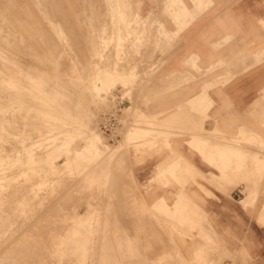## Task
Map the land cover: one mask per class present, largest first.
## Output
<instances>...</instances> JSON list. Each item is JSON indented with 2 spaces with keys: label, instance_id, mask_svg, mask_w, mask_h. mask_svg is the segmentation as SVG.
Here are the masks:
<instances>
[{
  "label": "rangeland",
  "instance_id": "rangeland-1",
  "mask_svg": "<svg viewBox=\"0 0 264 264\" xmlns=\"http://www.w3.org/2000/svg\"><path fill=\"white\" fill-rule=\"evenodd\" d=\"M95 2H96V0H34V1L33 0H0V34H3V33L5 34L6 31L11 33V34H9L8 37H6V40L3 41V43H1V46H0V80L8 79V81L17 82V84L21 87V91L18 95V98L21 101V103L23 102L21 110L18 113L19 119H17V125L14 129V132L17 134V137H18L17 150H18L19 159L16 163H14L10 160L7 161L6 162L7 163V166H6L7 169L4 171V173H2V174L0 173V184L2 187V188L0 187V189L2 191L4 190L7 192V193H5L3 191V193H2V191L0 190V198L3 199V200H0V204H1V202L4 201L3 204L0 205L1 206L0 207L1 208L0 214L3 215L4 214L3 211L8 210L7 212H5V215H4V217H6L5 218L6 221L2 215L1 216H2L3 220H1L2 218H0V229H1V227L3 228L2 231L0 230V233H1L0 238L3 239L2 235L4 237L6 235V238H4L3 240L0 239V242L2 241L1 245L8 246L9 243L11 245L12 242H14L15 240L17 241V242L15 241V243H13V245H11L12 247H9L10 250L7 249L8 248L7 247L6 248L7 251L5 250V247H3V246L1 247V245H0V249L4 248L3 249L4 254L1 253V255L2 254L3 255L2 256L0 255L1 256L0 257L1 258L0 259L1 264H13V262H14V264H28V262H29V264H31V261H33V260L34 261L32 262V264H39V262H40V264H44V262H45V264H57L60 261H62L61 258H63V257H64L63 261L66 260L65 261L66 263H64V264H71L72 262H73L72 264H74L75 261H73V259L76 257L77 259H75V260L77 261L78 258L79 257L82 258L83 257L82 255H84V254H85L83 257L84 259L82 261L79 258V260H78L79 264H85V261H86V264H91V260H93L92 262L94 264H102V263L103 264H117V259H118V264H166V263H168L169 260H172V259L175 262L170 261V263H168V264H172V262H174L173 264H176V263L179 264V262H180V264H187V263L188 264H190V263L191 264H264L263 261H260V258L262 256H264V245L263 246L261 245V241L258 240V234H256L255 231L251 228L252 224L257 225L258 227H264V174H263L264 173V166L262 163V161L264 159V119H258V121H256L254 119V120H252V122L249 121L250 123L249 122L247 123V127L244 130L241 129V131L238 133L237 137L220 135V134H214V136H213L215 138L218 137L215 139L218 142L223 141L224 144H229V146H231V147H234V148L239 147L240 148V149L236 148L235 155L228 160V162L226 164V166L228 167V168L226 167L227 172H226V174L224 172V176L222 178H220L221 183H219V186H216V188L218 190H220L222 194H227L228 191L233 190V188L239 186L240 187V198H237L235 200V202H233V203H234V205L240 207L245 212V216L247 218L245 220V222L243 220H240L242 238L240 237V244L239 245L234 246V245H229V244H220V243H218L219 242L218 239H216L214 237L212 238V236L209 235L208 231L206 230V228L209 229V225L207 222L208 216L205 213L200 211L201 206L206 204V201L208 198L207 193L206 194L204 193L203 197L199 196L198 194H195L194 192H191V194L188 193V192H190V186H192L194 184V179H193L194 175H192V174H190V176L192 177V178L190 177L191 183L180 181L179 177L182 174V172H180V169L182 170V168H181V166H179L177 169V165H176V163L178 161H182L180 156L178 157L176 162L169 163L168 167L163 169V171H165V172L162 171V177L168 179V182H165V186H168V185L178 186V188H179V196L178 197H176L175 199L153 197L152 194H155V192L153 191V193H152V191L150 190V183L148 182L146 186H144V184L142 183V165L144 163V157L146 155H147V157H151L154 155L159 156L163 152V150L159 149V148L151 149L150 147H148V149H145L146 144L144 142V139L149 138L150 136L154 137L153 136L154 133L152 131H150L148 133V135L146 137H144L142 144H138V141L133 137H131L129 139V134L134 130V125L139 124V126H142V124H143L142 120L145 119V117L143 115L144 112L142 111L143 105H144V102H143V99H144L143 98L144 74H142V73L138 74V71L136 69H134V68L129 69L126 67L128 65L127 64L128 61L131 60L132 57H134V55H132V54L131 55L129 54V56H128V54H126L129 57V60H128L127 56L124 55V53L122 54V49L125 48L124 44L126 46L128 44H130L129 43L130 41H128V44L126 43L127 40L125 43L123 42V41H125L124 40L125 36H126V39L128 38L127 34L125 36H121L122 40L118 39V38H120V37H118V35L116 36V38H114L115 40L114 39L113 40L107 39V37L109 38V35L112 33L114 28L116 26H118V24L122 23V20L125 21V19L129 18V17H127V18H125V17L130 12L127 11L128 6L124 5V7H123L122 3L119 2V0H110V1L109 0H103V2H104L103 5H97V4H95ZM117 4H120L121 6L120 5L118 6ZM42 7H43L44 11H40V10H42L41 9ZM118 7H122V9H124L126 12L124 10H122L121 8H118ZM111 8H112V11H111ZM108 9H110V10L107 11ZM118 10H122V11H118ZM110 11L113 13H111ZM123 12L127 13L126 16H123L125 14ZM102 13H104V14H102ZM114 14L117 18L115 24L112 23L116 19L115 16L113 17ZM121 14H123L122 15L123 17L120 16ZM7 16H8V19L10 21L7 19ZM12 20L15 22H13ZM17 21L22 22L24 26L26 24V26H28V29L31 28V30H28L26 26L24 27L23 25H21L22 23L17 22ZM126 21L130 22L131 24L134 23L131 20V17H130V19H128ZM83 24L85 27L83 26ZM54 26H57V27H54ZM88 26L90 27L89 29H91V32L88 31L89 30ZM18 27H19V30H21L22 32L24 31L23 32L24 34L21 31H20L21 33L18 31ZM106 27H107V29H110V30H107ZM85 28L88 30H86ZM62 29H63V32H62ZM86 31H88V32H86ZM92 31H94L93 34H91ZM126 31H127V29L124 32H126ZM29 32H30V34H29ZM13 33H14V35H13ZM27 35H29V36H27ZM31 35H33V36L31 37ZM93 35H96V36L93 37ZM103 36L105 38H102ZM34 38L35 39L37 38V39L34 40ZM61 38H63V39H61ZM65 39L67 40L66 43H65V41H66ZM103 39H104V41H107V43L103 42ZM120 40H121L120 45H123V46H122V48L120 47L121 49L118 50V52H117L114 48H112V46H113L114 41L119 42ZM128 40H130V39L128 38ZM35 41H37L39 44H37ZM131 42H132V39H131ZM69 43H70V45H69ZM71 45H72V47H70ZM102 45H104L105 47ZM109 45H110V48H109ZM130 45H132V43ZM5 47L6 48L8 47V49L6 50ZM107 49L109 51H107ZM36 50H38V51H36ZM67 50H69V51H67ZM105 50H106V54H104ZM113 50H115L116 53H114L113 57H111L110 54H113V53H111ZM13 51L15 52V54H13L14 53ZM11 52H13V53H11ZM94 52H95V54H93ZM99 52H100V54H99ZM69 53L73 55V56L71 55L72 58H71ZM6 54L9 56H7ZM87 54L91 55L92 58L89 56V59H88ZM118 54H120V55H118ZM93 55H95L94 56L95 59L93 58ZM108 56H110L109 60H112L111 63L107 58ZM20 57H21V59L22 58L23 59L21 60ZM122 57H124V58H122ZM125 58H126V61H125ZM96 59H98V60L96 61ZM89 60H91V61L89 62ZM94 60L96 62H94ZM113 61H114V63H113ZM122 61H125V63H123ZM142 61H143V58L141 57V60L139 59V63L143 64ZM108 62H109V64H107ZM116 62H118V64L119 63L120 64L118 65V64H116ZM18 63H20V64L18 65ZM101 63H102V65H101ZM113 64H115V65H113ZM11 65H12V67H11ZM116 65L120 66L121 68L116 69V67H118ZM74 66H75V68H74ZM101 66H102V68H101ZM112 67H115V68H112ZM106 69L110 70V71H107ZM77 70H78V72H77ZM117 70H120V71L117 72ZM6 71H7V73H6ZM15 71H19V72L14 73ZM41 71H43L45 73V77L41 76V75H44V73ZM51 72H52L53 76H52ZM152 72L153 71H151V73ZM47 74H48V76H47ZM15 75H16V77H15ZM146 76H147V78L149 77V71L147 72ZM51 77H52V79H51ZM140 77L142 78V80L141 79L139 80ZM109 78L114 79L115 84L113 86H111L108 91L101 90L100 92H96L94 90V87H96V86L102 87V84L104 82H106ZM39 79L44 80V82L46 81L45 84L43 83L44 84L42 86L43 89L44 88H50V87L54 86L53 87L54 89H52V90H54V92H55V101H54L53 108L51 107L52 109H54V111H52L51 114H53V116L51 118H49V121L47 123L39 118L40 114H42L43 111L45 110V108L43 107L45 104H43L41 100L36 98V96H34V98H32L33 96L31 97V95H29L27 93L29 87H32L33 82H35ZM49 79H51L50 81L53 84L49 82ZM21 80H23V81H21ZM55 86H56V88H55ZM64 86H66L67 88ZM132 86H133V88H132ZM58 87H59V89H58ZM64 91L66 92L65 93L66 95L64 94ZM60 93L64 94V96L62 95L63 96L62 97ZM115 93H117V94L121 95L122 97H124L125 99H127L128 103L125 105V108L123 109L122 114L120 116L121 124H122V127L120 129V139L116 143H111L100 133L98 126H99V121L102 118V116L105 113L110 112L111 103H110L109 98L114 96ZM71 98H73L74 101H70V100H72ZM59 103H61V104H59ZM57 105L63 106L62 107L63 109L59 110ZM147 105H148V100H147ZM71 106H72V109H71ZM130 107H132V108H130ZM78 110H84L86 112L84 115H82V117L85 118L84 129L95 127L94 129L100 135L104 144H106L107 146L113 147V148L120 147L117 155L112 158V161L110 159L111 162H109V159H107L106 157L91 160V159H85L84 157L82 158L80 156H77L79 151L83 148L84 140L82 139L81 136H79L78 132L75 131L76 129H75L74 123H68L66 126H63V125L57 124V122H59L60 119H63L65 113L72 114V115L76 114V115L81 116L79 113H77ZM94 117H96L97 119H95ZM29 118H30V120H29ZM146 120L148 121L147 118H146ZM28 122H30L31 124ZM38 123H39V125H38ZM18 124H19V126H18ZM125 124L127 127L125 126ZM44 125H46V126H44ZM151 127H154V123ZM64 130L69 133L68 137L70 138L67 146H65V150L69 149L72 151L68 154H65L64 151L63 152L57 151V149L55 148L56 145H58L59 143L62 142V135L60 133H61V131H64ZM33 131H34V133H33ZM123 132H124V134H123ZM244 132H245V134H244ZM38 136H40V137L38 138ZM47 136H50V137H48V139L46 140ZM157 136H159V135H157ZM256 142H257V144L255 145ZM32 143L33 144L35 143V144L31 147L30 144H32ZM248 143H250L251 145ZM27 144H28V146H27ZM8 145H10L12 147L11 143ZM260 146H262V148ZM215 150L217 151V149H215ZM248 150H249L251 155H249ZM46 151H48V153H49V159L50 160L49 159L46 160L44 158V154ZM255 152H258V153H255ZM28 153H31L33 158H35V159H33V158L28 159L27 158ZM55 154L57 156H55ZM60 154H61V156H60ZM245 154H246V156H245ZM258 154L259 155L261 154V157ZM68 155L69 156L72 155L71 157H73L75 159L73 160L70 158L71 159V161H70V159L68 158V161H66L67 157H69ZM201 158H202V160L206 161V163L214 162V161H211V158L205 159V157H203V156H201ZM246 158H247V160H246ZM260 158H262V159H260ZM53 159H55L56 161ZM248 159L250 160V163L247 162V161H249ZM64 160L66 161V163ZM48 161H50V162H48ZM53 161H54V163H53ZM105 161H107V162L105 163ZM69 162H71L72 165ZM102 162H103V166L100 165ZM246 162H247V164H249L248 167H245V166H247L245 164ZM47 163H50V164H47ZM81 163H83L82 167L79 168V166H81V165H78V164H81ZM231 163H232V165H231ZM243 163H244V166H243ZM55 164H57V166ZM62 164L64 165L65 168L62 166ZM87 164L89 166L85 168V166ZM96 164L97 165L99 164L101 166V168H99L101 170L100 173H98L100 170L99 169H98L99 171L97 170L99 165L97 166ZM173 164L176 166H174ZM238 164H240L243 167H241ZM43 166L46 168H44ZM50 166H52V167H50ZM60 166L63 167V168L61 167L62 169L61 168L60 169L61 170L64 169L65 172L64 171L62 172L59 169ZM73 166H78V168L77 167H74L75 169L71 168ZM83 166H84V168H83ZM94 166L97 168H95ZM104 166H105V168H104ZM106 166H107V168H106ZM231 166L235 169H233ZM42 167L44 169H42ZM53 167L56 169H59L62 173L60 171H58L59 173H57L56 169L55 170L52 169ZM244 167L250 171H252V169H253L252 176L250 174V171H248V170H247V173L244 172V175H243L242 171H246ZM251 167H252V169H251ZM39 168H40V172H39ZM93 168L95 169L94 170L95 173L93 171ZM102 168L105 170H103ZM168 168H169V170H168ZM34 169H36V171H34ZM228 169L230 170V172L231 171L232 172L237 171V172L236 173L234 172L232 174V172L231 173L228 172ZM238 169H240V170H238ZM242 169H244V170H242ZM37 171L39 173H37ZM256 171L258 172L257 175H259V176L254 174V173H256ZM260 171H261V173H260ZM106 172H107V175H106ZM178 172H179V174H178ZM239 172H241L240 176L237 174ZM25 173H27V174H25ZM63 173H65V174H63ZM228 173H230V175H232V177H229L230 175ZM248 173H249V175H248ZM47 174H48V176H47ZM98 174L99 175L101 174V176H103V177L99 176ZM103 174L106 175V177ZM175 174H176V176H175ZM236 174L238 175L237 177H236ZM26 175H29V176H26ZM65 175L67 176L66 178H68V179H65V177H63ZM45 176H46V179L48 178L47 180H45ZM49 176L53 177L52 179H54V177H55V179H56V180L54 179L55 183L61 181L59 183L61 185L63 184L64 187L62 186L63 188L62 187L59 188L61 185L59 184V186H58L57 185L58 183L56 184L57 186L56 185L54 186L55 183L54 184L51 183L54 180L52 181V179H50ZM56 176L57 177L61 176L60 179H62V177H63V179H62L63 182L59 178H56ZM69 176H70V178L71 177L73 178L72 180L70 179V181H69ZM28 177H30L31 179ZM16 178H17V180H16ZM81 178H83V180H81ZM84 178H87V179L85 180ZM103 178H105V179L103 180ZM226 178H228L227 181H226ZM4 179H5V181H4ZM11 179L15 180V181L12 182ZM32 179H34L35 181ZM18 180H20V181H18ZM25 180H26V182H25ZM28 180H29V184H28ZM31 180L34 184L30 182ZM48 180H51V182L50 181L49 182L51 185H53V187L50 186V184L48 183ZM88 180H89V182L91 181L90 186L89 185L87 186V184H89ZM16 181H17V183H16ZM40 181H42V182L40 183ZM64 181H66V182L64 183ZM71 181H73V182H71ZM83 181L86 182V184L85 183L82 184V188L84 185V188L82 189L80 185H81V182L83 183ZM104 181L106 184L103 183ZM3 182H5V183H3ZM18 182L22 184V185L20 184L21 185L20 187L18 186L19 185ZM6 183H7V186H6ZM11 183H14V184H11ZM15 183L17 185H15ZM43 183H45V184L43 185ZM67 183H69V184H67ZM75 183H76V185H75ZM45 185H47V186H45ZM68 186H71V187L69 188ZM77 186H78V188H77ZM4 187H6V189ZM41 187H43V190L41 189ZM54 187H55V192H56V190L58 191V189H59V192L56 194L52 190V188H54ZM44 188H45V190H44ZM86 188H87V190L92 189L94 191L93 195L91 193L92 190L88 191V193L90 192V194L92 196V200L90 198L91 197L90 194H88L86 192L87 191ZM198 188L199 189L201 188L202 190L207 192L202 186H199ZM46 189H48V190H46ZM60 190H61V192H60ZM80 190H81V192H79ZM44 191L46 192V195L50 191L51 192L46 196L44 194ZM97 191H98V193H97ZM78 192L80 193V195H82V194L83 195L87 194V195H85V196L82 195L84 198L80 199V197H78L79 196ZM52 193H54L55 195L58 194V196H55L56 203L53 202L52 199H49L50 196L52 198H54V195ZM95 193H96V195H95ZM22 194H23V198H21ZM186 194H188V195H186ZM3 195H5V196L3 197ZM25 195L27 196V197H25L26 199H24ZM33 195H34V197H33ZM72 195H73V197H72ZM36 196L41 198L42 200H39V198H37ZM76 196L78 197V199ZM97 196H98V198H97ZM28 197H30L31 199L34 198L33 199L34 204H33V200H32V203H29V202H31L30 201L31 199H29ZM57 197H59L58 198L59 200L57 199ZM70 197H72L73 199ZM181 197H182V199H181ZM27 198L29 199V201L27 200ZM43 198H45V199H43ZM46 198L49 199V201L51 200V202L53 204L55 203V205H53L49 201H48V203L52 204L53 206L49 205L47 203V201L43 202V200H46ZM177 198H178V200H177ZM12 199L13 200L15 199V201L20 200L21 204H23V205L21 206V204L19 203L20 201H18V204H17V201L16 202L14 201L15 203L12 202L13 201ZM21 199H23V200H21ZM35 199H37L38 201H36ZM79 199L81 200L80 203H82V205L78 204V207H77V206H75L74 202L72 203V200L75 201V200H79ZM88 199H90L89 201H91L93 203L90 202V205H89ZM102 199H103V203H101ZM188 200H189L190 204H188L189 203ZM57 201L58 202L60 201V202L58 203ZM177 201H179V203H177ZM8 202L9 203L12 202V204H7ZM24 202H27V204L26 203L24 204ZM36 202L38 203V205ZM75 202H77V201H75ZM4 203H6V204H4ZM43 203H46V204H43ZM71 203L73 204L72 206L74 208L71 206ZM77 203H79V202H77ZM28 204H30L29 206L34 205L32 207V209H30L31 207H29ZM44 205L46 207V211H48L47 213L45 211V207H43ZM48 205L51 207H54L53 210L48 208ZM24 206L25 207L27 206V207L25 208ZM14 207H16L15 211H13ZM58 207H60V208H58ZM66 207H68L67 209H71V210H69L70 212L67 209H65ZM75 207L78 208L77 213L80 215H78L77 213H75V214L72 213V212L76 211V210H74V209H76ZM180 207H182V208H180ZM2 208H4V209H2ZM27 208H28V210L29 209L33 210V212H35L37 209H39L40 212L38 210H37V212H39L40 214L39 213L37 214V212H35L36 213L35 214L30 210L28 212ZM35 208H36V210H34ZM85 208H86V210H85ZM195 208H196L195 211L200 213L198 216L196 215L198 213H196L194 211ZM47 209H50L51 214H50L49 210H47ZM55 209L57 211L56 212L57 214L55 212L53 213V211ZM88 209H91V211ZM25 210L27 211V213H29V215L26 213ZM41 210L42 211L44 210L43 211L44 213L41 212ZM72 210H74V211H72ZM83 210H85V214L82 212ZM100 210H101V218L99 220ZM182 210H183V212L184 211L185 212L183 213ZM11 211H13V212L10 213ZM20 211L23 213L21 214ZM64 211H66V212H64ZM67 211L69 214L71 213L70 215L72 217H70L68 215ZM86 211H88V213ZM106 211H107V214H106ZM192 211H194V212H192ZM8 212L10 214H8ZM24 212L27 215V217L29 216L28 217L29 220L27 217L25 218ZM159 212H160V214H159ZM181 212H182V214H181ZM188 212L191 215L190 217H189ZM45 213L48 215V216L46 215L47 218L51 217L54 219L57 217V219H54V221L51 218L48 219L51 222L50 223L44 217L47 220V222L44 223L45 220H44L43 216ZM7 214L9 216H6ZM15 214L18 215L17 217L20 218L19 220H21L23 215H24L23 220L25 218L28 221V223L26 222V220H24V221L21 220L24 225L22 223H20L21 221H19L18 218H16ZM19 214H21L22 217H21V215L19 216ZM32 214H34V215H32ZM41 214H42L43 219L41 217H39V216H41ZM49 214L51 216H49ZM63 214L65 215V218L69 217V219L64 218L66 222L65 221L63 222V220H64L62 218L64 216ZM81 214H84V216H82ZM164 214H166V215H164ZM193 214H194V217H192ZM37 215H39V216H37ZM176 215L178 218L177 217L175 218L176 220H174V221L175 222L177 221L175 223L173 221V219ZM195 215L197 216V218ZM74 216H78L79 219L77 217L74 218ZM80 216L83 219L86 216L85 217L86 220L83 221V219H81ZM12 217L13 218L15 217L14 218L15 221H19L20 224H18V226L19 225L21 226L20 229L17 225L16 226L14 225V223L17 224L18 222L17 223L13 222L14 220L11 221ZM35 217H39L40 219L44 220V221L40 220L41 230L43 232H36V231H41V230H39L40 228H37L40 224V222L39 223L37 222L39 220V218H37L38 220L34 219V221H33V218H35ZM171 217H173V218H171ZM30 218H32V219H30ZM70 218H71V221H70ZM73 218L78 220V222L76 220L77 224H75V222L72 223ZM179 218L182 219V220L180 219V224L178 221ZM192 218H194V220H190ZM55 220H57V221H55ZM1 221L2 222L5 221L6 223L4 222V224H3V223H1ZM10 221L13 222V224L10 223L9 228H8V224ZM30 221H31V223H30ZM67 221L70 223H68ZM181 221H183V222H181ZM32 222L33 223L36 222L38 224L35 223L36 225H34ZM54 222H57V223H55L56 227H54L55 226ZM43 223L45 224V226ZM78 223H80V225H78ZM199 223H201V225H203V226H201ZM42 224L45 228L42 226ZM57 224H58V227H57ZM69 224H70V226H69ZM187 224H188V226H187ZM6 225H7V227H6ZM26 225H28V226L25 227ZM29 225L32 226L33 228L35 227L33 229L35 231H32L31 227L28 228ZM75 225H76V227H74ZM13 226H14V230H13ZM22 226H24L26 229L28 228V230L30 229L29 230L30 232L25 229L30 234L25 232L26 236H25V233H24V235H21V234H23V232H22L20 235H18L21 231V228L24 229V227H22ZM82 227L85 230H83ZM201 227L203 229H201ZM204 227H205V229H204ZM6 228H8L9 231ZM11 228H12V230H11ZM17 228H18V231H16V232H19V233L16 234L15 230ZM36 228L38 230H36ZM42 228H44V229H42ZM54 228H58V230L54 229ZM70 228H77V230L79 229L80 233H78V235L80 234V237H78L77 234L75 235L76 237H78V238L85 237V238H83V241L80 243V245L86 243L84 245V247H85L87 244H89V246L88 247L86 246V248H85L87 252L85 250L81 251L80 249H83L84 247H82L80 245L79 246L82 248H78V247L75 248L76 245L79 244L80 240L79 241L77 240L76 241L77 244L74 246L73 242L76 239L72 238V237H74L73 235L75 233H77V232H75L77 230L73 229L75 233L73 232V235L71 236L69 231L71 230V234H72V229H70ZM107 228H109V229H107ZM67 229H68V231H67ZM6 230H7V232H6ZM54 230H55L56 234L58 233L57 235L53 234V233H55ZM46 231L49 232V233L47 232L48 235H47ZM82 231H84V235H86L87 237L81 235L83 233ZM107 231H108V233H107ZM8 232H10V233L8 234ZM12 232H14V234ZM63 232L65 234L69 232V235H67V237L69 236L67 238V241L66 240H65L66 242L64 241L65 245L67 242L69 243V240L73 241V239H75L73 242L71 241L72 244L70 243V245L71 246L73 245L75 249L73 247L69 246V248H70L69 251L72 252V248H73L74 254H75V252H78L79 254H81L80 252L83 253V251H85L84 254H81V256L79 255V257L73 256V258H71L72 255L69 256L67 254V253H69L68 248L66 249L67 251L63 250L66 247L64 245V242L62 241L64 238H66ZM39 233H43L44 235L43 234L40 235ZM45 233H46V237H44ZM109 233L111 235V238H110ZM137 233H138V235H136ZM7 234L9 235V238H8ZM11 234H13V235H11ZM15 234L18 235V240L16 239L17 236H15ZM30 235H31V237H30ZM58 235H59V238H58ZM10 236H11V238L13 236L14 239L11 240ZM20 236L23 239L28 237V236L29 237L23 240V239H21ZM36 236H37V238H36ZM41 236L47 240L44 241V239H42ZM48 236H50L51 239ZM92 236H93V238H92ZM60 237H62V239ZM70 237H71V239H70ZM96 237H97V239H96ZM34 238H36V239L34 240ZM40 238H41V240H40ZM137 238L139 241L136 240ZM198 238H200V239H198ZM59 239H61V241H62L61 243H63V244H60ZM110 239L112 241H109ZM204 239L206 240V242ZM55 240H57V241H55ZM26 241H28L32 244L27 242L26 245L24 246ZM43 241H44V244L42 243ZM85 241H87V242H85ZM6 242H8V243H6ZM19 242L21 244H19ZM38 242L44 246L39 245ZM56 242H58V243H56ZM197 242H199V243H197ZM212 242H213L214 246H213ZM111 243H113V245ZM200 243H202V244H200ZM28 244L31 246L29 249H28V247H29ZM140 244H141V246H140ZM36 245H38V246H36ZM49 245L53 248L49 247ZM62 245H64L65 247H63ZM67 245H69V244H67ZM94 246H96V247H94ZM113 246H115V247H113ZM133 246H134V248H133ZM217 246H219V247H217ZM220 246H221V248H220ZM17 247H18L20 252L18 251ZM32 247L34 250L31 249ZM48 247H49V250H46V249H48ZM61 247H62V250H61ZM93 247L98 248V249L94 250ZM135 247H138V248H135ZM139 247H141L140 248L141 250L139 249ZM170 247H171V249H170ZM197 247H198L199 251H198ZM199 247H201V248H199ZM39 248L41 250H39ZM112 248H114V249H112ZM13 249L15 251H13ZM27 249L30 250V252ZM52 249H54V250H52ZM56 249L57 250L60 249L59 255L62 254V256H60L59 259H58L59 255L56 257L58 252H56L57 253L56 255H53V254H55ZM76 249H78L80 251H77ZM136 249H137V251L139 249V252H140V253L138 252L139 254L137 253ZM195 249H196V251H194ZM3 250H0V251L3 252ZM133 250H135V251H133ZM171 250H173L172 251L173 253L171 252ZM95 251H96V253H95ZM113 251H115L117 253L116 254L117 259L115 258V255H114L115 252H113ZM193 251L195 253H197L198 255L195 253L193 254ZM7 252H9L11 255H13V258L9 253L7 255ZM41 253L44 254V257L39 255ZM45 253H47V254H45ZM177 253L181 257L177 258L176 257ZM35 254H37V255L35 256ZM66 254L70 257V259H68L69 257ZM71 254H73V253H71ZM122 254H124L126 257L122 258L123 257ZM166 254H167V257H165ZM27 255L28 256L30 255V257H28ZM86 255H87V257H86ZM141 255L144 258H140ZM172 255H174L175 257L173 256V258H172ZM3 256L5 257V259ZM16 256L18 258V261H17ZM49 256H50V258H47ZM96 256H98L97 258L99 259V263L97 261L98 259L95 258ZM119 256H122L121 257L122 259L119 258ZM145 256H147V257H145ZM53 257L56 260H54ZM66 257L71 262L67 261V259H65ZM85 257L87 260L85 259ZM10 258H12L13 260ZM19 258H21V260ZM25 258H27V259L29 258V259L27 260ZM93 258L96 259V261H95L96 263L94 262ZM176 258H177V260H176ZM182 258H183V260H182ZM42 259L45 261H43ZM179 259H180V261H178ZM5 260H7V263L5 262ZM8 260L11 262L9 263ZM198 260H199V262H198ZM25 261H27V263ZM35 261H38V262H35ZM57 261H59V262H57ZM78 261L75 264H78ZM144 261H145V263H144ZM82 262H84V263H82ZM59 264H62V262H60Z\"/></svg>",
  "mask_w": 264,
  "mask_h": 264
},
{
  "label": "crops",
  "instance_id": "crops-1",
  "mask_svg": "<svg viewBox=\"0 0 264 264\" xmlns=\"http://www.w3.org/2000/svg\"><path fill=\"white\" fill-rule=\"evenodd\" d=\"M122 1L130 8L128 16L132 21H145L142 29L145 39L150 35V39H144L145 44L137 47L134 44L136 48L129 44L124 51L128 54L129 49L134 51H131L132 60L137 58L135 55L145 53L142 55L145 66L140 65L138 56V61L130 60L126 67L136 69L139 74L145 73L142 111L145 119L154 123L150 128L154 137L144 139L145 149L160 147L163 150L159 156L144 157L142 183L144 186L150 183V190L155 192L153 197H178V186H165L168 179L162 177V171L180 156V166L186 168L187 163L191 174H195L188 193L203 197L199 186L207 191L206 204L200 210L208 216L209 229L206 230L209 235L220 244L239 245L242 238L240 220L247 219L245 212L233 203L240 198V187L222 194L200 177L217 176L218 171L202 160L189 142L194 135L237 137L249 121L264 119V0ZM95 4L103 5L104 2L96 0ZM141 45L143 48L149 45L151 49L149 46L142 49ZM185 174L188 172L181 174L180 181L191 183L190 174L188 177ZM251 228L263 246L264 227L252 224ZM260 261L264 262V256Z\"/></svg>",
  "mask_w": 264,
  "mask_h": 264
},
{
  "label": "bare ground",
  "instance_id": "bare-ground-1",
  "mask_svg": "<svg viewBox=\"0 0 264 264\" xmlns=\"http://www.w3.org/2000/svg\"><path fill=\"white\" fill-rule=\"evenodd\" d=\"M34 1V0H33ZM110 1V0H109ZM159 1V0H158ZM157 1V2H158ZM118 2V1H117ZM119 2H121V3H123V1L121 0H119ZM166 2V1H165ZM166 3H168V2H166ZM127 4V3H126ZM196 4V3H195ZM118 6L120 5V4H117ZM161 5V4H160ZM202 5V4H201ZM43 6V5H42ZM121 6V5H120ZM122 6L124 7V3L122 4ZM109 7V6H108ZM161 7V6H160ZM171 7V6H170ZM197 7V6H196ZM6 8V7H5ZM118 8H121L122 9V7H118ZM126 8V7H125ZM42 10H40V11H44L43 10V7L41 8ZM130 9V8H129ZM128 8H127V11L129 10ZM174 9V8H173ZM5 10V9H4ZM110 9H108L107 11H109ZM114 10V9H113ZM122 10H124V9H122ZM122 10H118V11H122ZM50 11V10H49ZM111 11H112V8H111ZM110 11V12H111ZM125 11V10H124ZM106 12V11H105ZM126 12V11H125ZM125 12H123V13H125ZM3 13V12H2ZM111 13H113V12H111ZM115 13V12H114ZM119 13V12H118ZM42 14V13H41ZM44 14V13H43ZM53 14V13H52ZM102 14H104V13H102ZM126 14L127 13H125L124 15L123 14H121L120 16H126ZM129 14V13H128ZM128 14H127V16L125 17V18H127V17H129L128 16ZM133 14H134V12H133ZM193 14V13H192ZM130 15V14H129ZM104 16V15H103ZM115 16V14L113 15V17ZM122 16V17H123ZM135 16V15H134ZM54 17V16H53ZM52 17V18H53ZM115 18H116V16H115ZM120 18V17H119ZM182 18V17H181ZM7 19H8V16H7ZM54 19V18H53ZM105 19V18H104ZM128 19H130V18H128ZM128 19H125V21L124 20H122V23H120V24H118V26H116L115 28H114V30L112 31V33L109 35V38L107 37V39H114V38H116V36L118 35V37H120V38H118V39H121V36H125L126 34H127V36H128V38L130 39V40H128V38L126 39V36H125V41H123L124 43L126 42V40H127V44H128V41H130L129 43L131 44L132 43V45H136V47L139 45V44H142V43H144L145 44V42H143L144 41V39H145V36H144V34L145 33H143V31H142V29L146 26V23H145V21H143V20H140V21H134L133 20V22L134 23H130V22H128V21H126V20H128ZM132 19H133V17H132ZM138 19V18H137ZM9 20V19H8ZM86 20V19H85ZM116 20H117V18L115 19V21L114 22H112V23H114L115 24V22H116ZM10 21V20H9ZM13 21V20H12ZM54 21V20H53ZM52 21V22H53ZM56 21V20H55ZM108 21V20H107ZM119 21V20H118ZM13 22H15V21H13ZM17 22H20V21H17ZM46 22V21H45ZM132 22V21H131ZM12 23V22H11ZM20 23H22V22H20ZM82 23V22H81ZM87 23V22H86ZM109 23V22H108ZM111 23V24H112ZM21 25H23V23L21 24ZM52 25V24H51ZM107 25V24H106ZM24 26V25H23ZM25 26H26V24H25ZM24 26V27H25ZM83 26H84V24H83ZM27 27V29H28V26H26ZM54 27H57V26H54ZM85 27V26H84ZM90 27L88 26V29H89ZM150 27H148V29H149ZM21 29V28H20ZM58 29V28H57ZM86 29V28H85ZM88 29H86V30H88ZM106 29H107V27H106ZM127 29V33L126 32H124L125 30ZM28 30H31V28L30 29H28ZM107 30H110V29H107ZM106 30V31H107ZM158 30V29H157ZM18 31L20 32L21 30H19V27H18ZM27 31V30H26ZM25 31V32H26ZM89 32H91V29H89L88 30ZM88 31H86V32H88ZM160 31V30H159ZM22 32V31H21ZM20 32V33H21ZM24 32V31H23ZM22 32V33H23ZM62 32H63V29H62ZM74 32V31H73ZM93 32L94 31H92V33L91 34H93ZM150 32H151V29H150ZM155 32V31H154ZM28 33V32H27ZM9 34H11L10 32H5V34L3 33V34H0V46H1V43H3V41H5L6 40V37H8L9 36ZM24 34V33H23ZM29 34H30V32H29ZM63 34V33H62ZM96 34V33H95ZM100 34V33H99ZM152 34H153V32H152ZM154 34H156V32L154 33ZM13 35H14V33H13ZM26 35V34H25ZM88 35V34H87ZM157 35V34H156ZM156 35H154L155 37H156ZM27 36H29V35H27ZM33 35H31V37H32ZM67 36V35H66ZM96 35H93V37H95ZM89 37V36H88ZM92 37V38H93ZM150 37V35L147 37L148 39H150L149 38ZM154 37V39H156ZM91 38V39H92ZM102 38H105L104 36L102 37ZM146 38V39H147ZM151 38H153V36H151ZM21 39V38H20ZM32 39V38H31ZM37 39V38H36ZM35 38H34V40H36ZM61 39H63V38H61ZM69 39V38H68ZM77 39V38H76ZM131 39H132V42H131ZM146 39H145V41H146ZM147 39V40H148ZM158 39V38H157ZM66 40V39H65ZM115 40V39H114ZM122 40V39H121ZM121 40L119 41V42H115V44H114V46L113 47H115L114 49L118 52V50H120L121 48H122V46L123 45H120L121 44ZM152 40V39H151ZM159 40V39H158ZM158 40H156V41H158ZM31 41V40H30ZM58 41V40H57ZM61 41V40H60ZM153 41H155V40H153ZM37 44H39L37 41H35ZM67 42V40L65 41V43ZM103 42H106L107 43V41H104V39H103ZM122 42V43H123ZM160 42V41H159ZM98 43V42H97ZM123 43V44H124ZM149 43H151L150 42V40H149ZM158 43V42H157ZM63 44V43H62ZM146 44H148V43H146ZM156 44V43H155ZM69 45H70V43H69ZM129 45V44H128ZM127 45V46H128ZM135 45H134V47H135ZM152 45H154V44H152ZM159 45V44H158ZM158 45H156V46H158ZM34 46V45H33ZM63 46V45H62ZM61 46V47H62ZM102 46H104V45H102ZM127 46L124 44V49H126L127 48ZM143 45H141V47H142ZM147 46H149V45H147ZM146 46V47H147ZM155 46V45H154ZM163 47H164V45H162ZM12 47V46H11ZM10 47V48H11ZM70 47H72V45L70 46ZM101 47V46H100ZM105 47V46H104ZM112 47V48H113ZM121 47V48H120ZM135 47V48H136ZM140 47V46H139ZM139 47L137 48L138 50H139ZM144 47V46H143ZM142 47V49H147L146 47L145 48H143ZM151 46H149V49H151L150 48ZM159 47V46H158ZM160 47H161V45H160ZM6 48V47H5ZM109 48H110V45H109ZM129 48H131L130 46H129ZM135 48H133V49H135ZM152 48H154V47H152ZM156 48V47H155ZM3 49V48H2ZM1 49V50H2ZM8 49V47L6 48V50ZM36 49V48H35ZM124 49H122V52L124 51ZM148 49V50H149ZM161 49H162V47H161ZM136 50V49H135ZM137 50V51H138ZM156 50H157V48H156ZM3 51V50H2ZM5 51V50H4ZM11 51V50H10ZM36 51H38V50H36ZM67 51H69V50H67ZM107 51H109L108 49H107ZM111 51V50H110ZM132 52H134L133 50H131ZM130 51V49H129V54H131L132 52ZM144 51V50H143ZM142 51V52H143ZM151 51V50H150ZM159 51V49L157 50V51H155V52H158ZM14 52V51H13ZM13 52H11V53H13ZM105 53L104 54H106V50L104 51ZM124 52H126L124 55H126V54H128V52H127V50H125ZM123 52V53H124ZM139 52V51H138ZM141 52V53H142ZM144 52H147V50L146 51H144ZM153 52V51H152ZM73 53V52H72ZM97 53V52H96ZM112 53V52H111ZM116 53V52H115ZM122 53V54H123ZM13 54H15V52L13 53ZM70 54V53H69ZM75 54V53H74ZM93 54H95V52L93 53ZM99 54H100V52H99ZM114 54V53H113ZM113 54H110V56L111 57H113ZM129 54H128V56H129ZM136 54H137V52H136ZM140 54V53H139ZM145 54V53H144ZM144 54H140L139 56H140V58H138V54H137V58H138V60L140 59L141 60V57H142V55H144ZM148 54H149V52H148ZM7 55V54H6ZM72 54H70V56H71ZM88 56V59H89V56L91 57V55H89V54H87ZM118 55H120V54H118ZM117 55V56H118ZM152 55H153V53H152ZM152 55H149V56H152ZM7 56H9V55H7ZM18 56V55H17ZM73 56V55H72ZM72 56H71V58H72ZM94 56L95 55H93V58H94ZM106 56V55H105ZM110 56H108L107 58H108V60L110 59ZM127 56V55H126ZM127 56V59L129 60V57ZM92 58V57H91ZM98 58V57H97ZM122 58H124V57H122ZM135 58H136V55H135ZM137 58L136 59H133V60H136V61H138L137 60ZM144 58V57H143ZM146 58H148L147 56H146ZM145 58V59H146ZM152 58V57H151ZM11 59V58H10ZM20 59H21V57H20ZM23 59V58H22ZM21 59V60H22ZM70 59V58H69ZM95 59V58H94ZM99 59V58H98ZM98 59H96V61L98 60ZM117 59V58H116ZM120 59V58H119ZM118 59V60H119ZM73 60V59H72ZM123 60V59H122ZM132 59H131V61H133ZM147 60V59H146ZM150 60V59H149ZM91 60H89V62H90ZM95 60H94V62H96ZM110 61V63H111V61L112 60H109ZM121 61V60H120ZM125 61H126V58H125ZM125 61H122L123 63H125ZM130 61V60H129ZM128 61V62H129ZM130 61V62H131ZM5 62V61H4ZM24 62V61H23ZM27 62V61H26ZM107 62V61H106ZM133 62H135V61H133ZM141 62V61H140ZM143 62V61H142ZM144 62H145V64H140L141 66H145L146 65V61L144 60ZM143 62V63H144ZM68 63V62H67ZM66 63V64H67ZM99 63V62H98ZM113 63H114V61H113ZM127 63V62H126ZM147 63H149V61H147ZM8 64V63H7ZM12 64V63H11ZM15 64V63H14ZM13 64V65H14ZM20 63H18V65H19ZM23 64V63H22ZM28 64V63H27ZM73 64V63H72ZM97 64V63H96ZM107 64H109V62L107 63ZM116 64H118V62H116ZM120 64V63H119ZM118 64V65H119ZM128 64V63H127ZM130 65H131V63H129ZM132 64H134V63H132ZM137 64V63H136ZM17 65V64H16ZM29 65V64H28ZM65 65V64H64ZM74 65V64H73ZM101 65H102V63H101ZM113 65H115V64H113ZM118 65H116V66H118ZM122 65V64H121ZM125 65V64H124ZM23 66V65H22ZM110 66V65H109ZM126 66V65H125ZM137 66V65H136ZM6 67V66H5ZM11 67H12V65H11ZM27 67V66H26ZM100 67V66H99ZM133 67H135V66H133ZM148 67H150V65H147V68ZM14 68V67H13ZM74 68H75V66H74ZM91 68V67H90ZM101 68H102V66H101ZM112 68H115V67H112ZM119 69V68H121L120 66H118V67H116V69ZM142 68V67H141ZM37 69V68H36ZM110 69V68H109ZM115 69V70H116ZM125 69V68H124ZM123 69V70H124ZM138 69H139V67H138ZM143 70L145 69V68H142ZM20 70V69H19ZM42 70V69H41ZM46 70V69H45ZM60 70V69H59ZM95 70V69H94ZM107 70V69H106ZM126 70V69H125ZM147 70V69H146ZM107 71H110V70H107ZM120 70H117V72H119ZM136 71V70H135ZM141 71V70H140ZM4 72V71H3ZM9 72V71H8ZM12 72V71H11ZM10 72V73H11ZM16 72H19V71H15L14 73H16ZM39 72V71H38ZM41 72H43V71H41ZM77 72H78V70H77ZM116 72V71H115ZM148 72V71H147ZM2 73V72H1ZM6 73H7V71H6ZM30 73V72H29ZM40 73V72H39ZM44 73V72H43ZM47 73V72H46ZM136 73V72H135ZM170 73V72H169ZM177 73V72H176ZM175 73V74H176ZM13 74V73H12ZM51 74H52V72H51ZM55 74V73H54ZM125 74V73H124ZM138 74H139V71H138ZM145 74V73H144ZM173 74V73H172ZM171 74V75H172ZM9 75V74H8ZM167 75V74H166ZM179 75V74H178ZM39 76V75H38ZM41 76H43V77H45V73H44V75H41ZM47 76H48V74H47ZM52 76H53V74H52ZM74 76V75H73ZM140 76V75H139ZM142 76V75H141ZM177 76V75H176ZM3 77V76H2ZM15 77H16V75H15ZM164 77V76H163ZM168 77V76H167ZM174 77V76H173ZM179 77H181V76H179ZM186 77V76H185ZM14 78V77H13ZM37 78V77H36ZM138 78V77H137ZM172 78V77H171ZM187 78H189V77H187ZM48 79V78H47ZM51 79H52V77H51ZM51 79H49V82L50 83H52L50 80ZM142 80V78L140 77L139 78V80ZM176 79H177V77H176ZM18 80V79H17ZM75 80V79H74ZM138 80V79H137ZM162 80V79H161ZM168 80V79H167ZM21 81H23V80H21ZM58 81V80H57ZM46 82V81H45ZM45 82H44V80H37V81H35V82H33V84H32V87H29V89H28V91H27V93L29 94V95H31V97L32 98H34V96H36V98H38L39 100H41L42 101V103L43 104H45L43 107L45 108V110L43 111V113L42 114H40V116H39V118L40 119H42L44 122H48L49 121V118H51L52 116H53V114H51L52 113V111H54V109H52L53 108V106H54V101H55V92H54V90H52V89H54L53 87H50V88H44L43 89V85L45 84ZM55 82V81H54ZM94 82V81H93ZM162 82V81H161ZM25 83V82H24ZM44 83V84H43ZM167 83H168V81H167ZM49 84V83H48ZM53 84V83H52ZM55 84V83H54ZM115 84V80L114 79H112V78H109L106 82H104L103 84H102V87H98V86H96V87H94V90L96 91V92H100L101 90H103V91H108L109 89H110V87L111 86H113ZM93 85V84H92ZM157 85H158V83H157ZM69 86V85H68ZM87 86V85H86ZM135 86V85H134ZM139 86V85H138ZM154 86V85H153ZM161 86V85H160ZM64 87H66V86H64ZM156 87V86H155ZM154 87V88H155ZM55 88H56V86H55ZM67 88V87H66ZM74 88V87H73ZM90 88V87H89ZM132 88H133V86H132ZM58 89H59V87H58ZM136 89V88H135ZM63 90V89H62ZM61 90V91H62ZM66 90V89H65ZM87 90V89H86ZM134 90V89H133ZM20 91H21V87L17 84V82H14V81H8V79H4V80H0V173L2 174V173H4V171L7 169V161H12V162H14V163H16L17 161H18V159H19V156H18V150H17V143H18V137H17V134L14 132V129H15V127H16V125H17V119H19L18 118V116H19V111L21 110V107H22V103H21V101L19 100V98H18V95H19V93H20ZM59 91V90H58ZM74 91V90H73ZM77 91V90H76ZM92 91V90H91ZM163 91V90H162ZM62 93V92H61ZM60 93V94H61ZM66 92L64 91V94H65ZM64 94H61V96L63 95L64 96ZM71 94V93H70ZM66 95V94H65ZM62 96V97H63ZM81 97V96H80ZM72 100H70V101H74L73 100V98H71ZM59 100V99H58ZM60 101V100H59ZM87 101V100H86ZM58 102V101H57ZM62 103V102H61ZM61 103H59V104H61ZM73 103V102H72ZM69 104V103H68ZM137 104V103H136ZM35 105V104H34ZM66 105V104H65ZM32 106V105H31ZM58 106V105H57ZM138 106V105H137ZM52 107V108H51ZM63 106H58V108H59V110L61 109H63L62 108ZM66 107V106H65ZM70 107V106H69ZM130 108H132V107H130ZM70 109V108H69ZM71 109H72V106H71ZM139 109V108H138ZM23 110V109H22ZM90 110V109H89ZM140 110V109H139ZM206 110V109H205ZM202 111V110H201ZM30 112V111H29ZM71 112V111H70ZM77 113H79L81 116H79V115H72V114H68V113H65L64 114V117H63V119H60L59 120V122H57V124H59V125H63V126H66L68 123H74V125H75V131L76 132H78V134H79V136H81L82 137V139L84 140V145H83V148L79 151V153L77 154V156H80V157H84L85 159H99V158H102V157H106L107 159H109V162H111L112 161V158L113 157H115L116 155H117V153H118V151H119V149H120V147H116V148H113V147H110V146H107L106 144H104V142H103V140H102V138L100 137V135L97 133V131L94 129V128H86V129H84V120H85V118H83L82 117V115H84L86 112L84 111V110H78V112ZM204 113V112H203ZM25 116V115H24ZM23 116V117H24ZM22 117V118H23ZM200 117V116H199ZM38 118V119H39ZM95 119H97L96 117H94ZM202 118V117H201ZM37 119V120H38ZM94 119V120H95ZM148 119V121L146 120V119H143L142 120V126H139V124H136V125H134V130L129 134V139L131 138V137H133V138H135L137 141H138V144H142V141H143V139H144V137H146L147 135H148V133L150 132V128H151V126L153 125V123H152V121L149 119V118H147ZM29 120H30V118H29ZM41 121V120H40ZM164 121V120H163ZM20 122V121H19ZM25 122V121H24ZM31 122V121H30ZM30 122H28V123H30ZM170 122V121H169ZM200 122H201V120H200ZM199 122V123H200ZM94 123V122H93ZM197 123V122H196ZM31 124V123H30ZM96 124V123H95ZM38 125H39V123H38ZM18 126H19V124H18ZM44 126H46V125H44ZM125 126H126V124H125ZM191 126V125H190ZM198 126H200V125H198ZM43 127V126H42ZM127 127V126H126ZM156 127H158V126H156ZM163 126H161V128H162ZM189 127V126H188ZM192 127V126H191ZM190 127V128H191ZM193 127H195V126H193ZM24 129V128H23ZM58 129V128H57ZM196 129V128H195ZM198 129V128H197ZM201 130V129H200ZM215 130V129H214ZM126 131V130H125ZM162 131V130H161ZM207 131V130H206ZM216 131V130H215ZM241 131V130H240ZM42 132V131H41ZM75 132V133H76ZM157 132V131H156ZM211 132V131H210ZM209 132V133H210ZM33 133H34V131H33ZM74 133V132H73ZM214 133V132H213ZM61 135H62V142L61 143H59L58 145H56L55 146V148L57 149V151H64L65 152V154H68V153H70V152H72L71 150H65V146H67V144H68V141H69V137H68V132L67 131H61V133H60ZM123 134H124V132H123ZM244 134H245V132H244ZM31 135V134H30ZM58 135V134H57ZM249 135V134H248ZM42 136V135H41ZM214 136V134H209L208 135V137H199V136H197V135H194L193 137H192V139L190 140V142H189V146H190V148L193 150V151H196V152H198L201 156H203V157H205V159H207V158H211V161H214V162H208L207 164L208 165H210V166H214L215 167V169L218 171V175L217 176H215V175H210L208 178H206L205 176H200V177H202L203 179H206V180H208L211 184H213L214 186H219V183H221V180H220V178H222L223 176H224V172H225V174H226V169L228 168L227 166H226V164H227V162H228V160L231 158V157H233L234 155H235V151H236V148H239V147H236V148H234V147H231V146H229V144H220L221 143V141L220 142H218L217 140H215L216 138H218V137H213ZM236 136H238V135H236ZM33 137V136H32ZM36 137V136H35ZM34 137V138H35ZM40 136H38V138H39ZM46 137V136H45ZM48 137H50V136H47V138H46V140L48 139ZM37 138V139H38ZM222 138V137H221ZM228 138V137H227ZM33 139V138H32ZM226 139V138H225ZM258 139V138H257ZM39 140V139H38ZM32 141V140H31ZM37 141V140H36ZM241 141V140H240ZM243 141V140H242ZM251 141V140H250ZM35 142V141H34ZM235 142V141H234ZM248 142V141H247ZM12 144V147L10 146V145H8V144ZM74 143V142H73ZM239 143V142H238ZM29 144V143H28ZM28 144H27V146H28ZM35 144V143H34ZM33 143L32 144H30V146L32 147L33 145H34ZM248 144H250V143H248ZM257 144V142L255 143V145ZM251 145V144H250ZM9 146V147H8ZM155 146V145H154ZM163 146V145H162ZM261 148H262V146H260ZM160 148V147H159ZM72 149V148H71ZM162 149V148H161ZM215 149H217V151L215 150ZM223 149V150H222ZM240 149V148H239ZM248 152H249V150H248ZM255 153H258V152H255ZM254 153V154H255ZM59 154V153H58ZM262 154V153H261ZM261 154L259 155L260 157H261ZM36 155V154H35ZM39 155V154H38ZM249 155H251L250 154V152H249ZM55 156H57L56 154H55ZM60 156H61V154H60ZM59 156V157H60ZM69 156V155H68ZM72 156V155H71ZM71 156H69V157H67V160L66 161H68V158L70 159H75V158H73V157H71ZM245 156H246V154H245ZM263 156V155H262ZM54 157V156H53ZM27 158L28 159H32L33 158V156H32V154L31 153H28V156H27ZM44 158L46 159V160H48L49 159V153H48V151H46L45 152V154H44ZM56 158V157H55ZM33 159H35V158H33ZM71 159H70V161H71ZM110 159H111V161H110ZM260 159H262V158H260ZM50 160V159H49ZM53 160H55V159H53ZM77 160V159H76ZM232 160V159H231ZM244 160V159H243ZM246 160H247V158H246ZM245 160V161H246ZM249 160V159H248ZM56 161V160H55ZM65 161V160H64ZM66 161H65V163H66ZM41 162V161H40ZM48 162H50V161H48ZM62 162V161H61ZM107 161H105V163H106ZM108 162V163H109ZM181 162L182 161H178L177 163H176V165H177V169H178V167L180 166V164H181ZM206 162V161H205ZM230 162V161H229ZM247 162H249L250 163V160L249 161H247ZM247 162L245 163L247 166H245V167H248V165L249 164H247ZM254 162V161H253ZM53 163H54V161H53ZM52 163V164H53ZM70 164H71V162H69ZM252 163V162H251ZM262 163H263V166H264V159H263V161H262ZM47 164H50V163H47ZM82 164L83 163H81V164H78V165H81V166H79V168L80 167H82ZM91 164V163H90ZM95 164V163H94ZM110 164V163H109ZM242 164V163H241ZM10 165V164H9ZM56 166H57V164H55ZM59 165V164H58ZM61 165V164H60ZM72 165V164H71ZM97 165V164H96ZM99 165V164H98ZM97 165V166H98ZM100 165H102L103 166V162L100 164ZM98 166V168L97 167H95V168H97V170L99 169V168H101V166ZM105 165V164H104ZM174 165V164H173ZM176 165H174V166H176ZM186 165V168H184V166H182L181 168H182V170L180 169V172H182V173H185V171H187L188 172V174H191V172H190V166L186 163L185 164ZM231 165H232V163H231ZM235 165V164H234ZM238 165H240V164H238ZM237 165V166H238ZM251 165V164H250ZM260 165V164H259ZM41 166V165H40ZM62 166L64 167V165L62 164ZM62 166H60L59 167V169L62 167ZM85 166V165H84ZM84 166H83V168H84ZM89 165L87 164L86 166H85V168L86 167H88ZM241 166V165H240ZM243 166H244V163H243ZM243 166H241V167H243ZM252 166V165H251ZM35 167V166H34ZM44 167V166H43ZM42 167V169H44V168H46V167H44L43 168ZM50 167H52V166H50ZM62 167V168H63ZM74 167H77L78 168V166H73V167H71V168H74ZM172 167V166H171ZM170 167V168H171ZM227 167V168H226ZM232 167V166H231ZM230 167V168H231ZM244 167V168H245ZM61 168V169H62ZM65 168V167H64ZM82 168V169H83ZM104 168H105V166H104ZM106 168H107V166H106ZM174 168V167H173ZM233 168V167H232ZM37 169V168H36ZM36 169H34V171H36ZM48 169V168H47ZM52 169H56V168H52ZM59 169H56V171H57V173H59L58 171H60ZM69 169V168H68ZM75 169V168H74ZM103 169V168H102ZM233 169H235V168H233ZM250 169V168H249ZM251 169H252V167H251ZM27 170V169H26ZM25 170V171H26ZM31 170V169H30ZM38 170V169H37ZM80 170V169H79ZM85 170V169H84ZM95 169L93 168V171H94ZM100 170V169H99ZM98 170V171H99ZM103 170H105V169H103ZM168 170H169V168H168ZM185 170V171H184ZM196 170V169H195ZM225 170V171H224ZM238 170H240V169H238ZM242 170H244V169H242ZM245 170L246 171H242V173H243V175H244V172L245 173H247V168H245ZM45 171V170H44ZM43 171V172H44ZM62 172L64 171V169L63 170H61ZM60 171V172H61ZM73 171V170H72ZM90 171V170H89ZM248 171H250V170H248ZM252 171H253V169H252ZM252 171H250V174H251V176H252V174H253V172ZM39 172H40V168H39ZM38 171H37V173H39ZM55 172V171H54ZM61 172V173H62ZM65 172V171H64ZM75 172V171H74ZM101 172V170L98 172V173H100ZM195 172H197V171H195ZM194 172V173H195ZM228 172H230V170L228 169ZM232 172V171H231ZM230 172V173H231ZM235 173L237 172V171H234ZM234 172H232V174L234 173ZM252 172V173H251ZM36 173V172H35ZM86 173V172H85ZM94 173H95V171H94ZM176 173V172H175ZM230 173H228L229 175H230ZM260 173H261V171H260ZM25 174H27V173H25ZM29 174V173H28ZM46 174V173H45ZM56 174V173H55ZM63 174H65V173H63ZM74 174V173H73ZM91 174V173H90ZM102 174V173H101ZM101 174L99 175V176H101ZM178 174H179V172H178ZM187 174V175H188ZM239 176H240V174H241V172H239V173H237ZM236 174V177L238 176ZM254 174H258V172L256 171V173H254ZM264 174V173H263ZM32 175V174H31ZM34 175V174H33ZM38 175V174H37ZM59 175V174H58ZM61 175V174H60ZM68 175V174H67ZM79 175V174H78ZM88 175V174H87ZM86 175V176H87ZM104 175V174H103ZM106 175H107V172H106ZM106 175H104L105 177H106ZM173 175V174H172ZM184 175V174H183ZM186 175V174H185ZM186 175V176H187ZM193 175V174H192ZM195 175V174H194ZM235 175V174H234ZM247 175V174H246ZM248 175H249V173H248ZM247 175V176H248ZM262 175V174H261ZM11 176V175H10ZM26 176H29V175H26ZM47 176H48V174H47ZM84 176V175H83ZM95 176V175H94ZM175 176H176V174H175ZM250 176V177H251ZM254 176V175H253ZM257 176H259V175H257ZM6 177V176H5ZM8 177V176H7ZM34 177V176H33ZM32 177V178H33ZM61 177V176H60ZM60 177L58 176H56V178H59L60 179ZM63 177H65V179H68V178H66L67 176L65 175V176H63ZM63 177H62V179H63ZM76 177V176H75ZM89 177V176H88ZM101 177H103V176H101ZM100 177V178H101ZM188 177V176H187ZM191 177V176H190ZM229 177H232V175H230ZM28 178H30V177H28ZM38 178V177H37ZM44 178V177H43ZM49 178L50 179H52L53 177H51V176H49ZM80 178V177H79ZM192 178V177H191ZM2 179V178H1ZM15 179V178H14ZM31 179V178H30ZM48 179V178H47ZM46 179V176H45V180H47ZM54 179H55V177H54ZM54 179H52V181L54 180ZM62 179H60V180H62ZM64 179V180H65ZM70 179L72 180L73 178L71 177L70 178V176H69V181H70ZM85 180L87 179V178H84ZM89 179V178H88ZM105 178H103V180H104ZM227 179L228 178H226V181H227ZM232 179V178H231ZM7 180V179H6ZM12 180V179H11ZM16 180H17V178H16ZM27 180V179H26ZM26 180H25V182H26ZM32 180H34V179H32ZM32 180L30 181L31 183H33L32 182ZM41 180V179H40ZM56 180V179H55ZM55 180L53 181V182H51V180H48V183L50 184V182L51 183H55ZM78 180V179H77ZM81 180H83V178H81ZM84 180V181H85ZM4 181H5V179H4ZM15 180H12V182H14ZM18 181H20V180H18ZM35 181V180H34ZM44 181V180H43ZM50 181V182H49ZM67 181V180H66ZM66 181H64V183L66 182ZM83 181V183L81 182V188H82V184H86V182H84ZM170 181V180H169ZM207 181V182H208ZM7 182V181H6ZM24 182V183H25ZM37 182V181H36ZM39 182V181H38ZM42 181H40V183H41ZM59 182H61V181H59ZM59 182H57V183H55L54 184V186L57 184L58 186H59ZM62 182H63V180H62ZM71 182H73V181H71ZM76 182V181H75ZM78 182V181H77ZM88 182H89V180H88ZM87 182V183H88ZM171 182V181H170ZM3 183H5V182H3ZM2 183V184H3ZM16 183H17V181H16ZM15 183V185H17ZM19 183V182H18ZM23 183V184H24ZM47 183V184H48ZM90 183H91V181L89 182V184H87V186L89 185L90 186ZM103 183H105V181L103 182ZM11 184H14V183H11ZM21 183H19V187L22 185H20ZM28 184H29V180H28ZM27 184V185H28ZM34 184V183H33ZM45 183H43V185H44ZM67 184H69V183H67ZM73 184V183H72ZM78 184V183H77ZM80 184V183H79ZM106 184V183H105ZM225 184V183H224ZM9 185V184H8ZM26 185V186H27ZM56 185V186H57ZM61 185V184H60ZM75 185H76V183H75ZM4 186V185H3ZM6 186H7V183H6ZM42 186V185H41ZM45 186H47V185H45ZM50 186H52L53 187V185H51L50 184ZM49 186V187H50ZM63 186V184L59 187V188H61ZM79 186V187H80ZM92 186V185H91ZM0 187H1V184H0ZM23 187V186H22ZM48 187V188H49ZM64 187V186H63ZM62 187V188H63ZM66 187V186H65ZM69 188L71 187V186H68ZM2 188V187H1ZM5 189H6V187H4ZM51 188V187H50ZM49 188V189H50ZM58 188V187H57ZM68 188V189H69ZM74 188V187H73ZM77 188H78V186H77ZM83 188H84V185H83ZM82 188V189H83ZM88 188V187H87ZM87 188H86V190H87ZM91 188V187H90ZM225 188V187H224ZM41 189L43 190V187H41ZM81 189V190H82ZM1 190V189H0ZM44 190H45V188H44ZM46 190H48V189H46ZM52 190L55 192V187L54 188H52ZM62 190V189H61ZM61 190H60V192H61ZM81 190L79 191V192H81ZM90 190H92V189H90ZM90 190H87L86 192L88 193V191H90ZM200 190H201V192L202 193H207V192H205L204 190H202L201 188H200ZM2 191V190H1ZM4 191V190H3ZM3 191H2V193H3ZM68 191V190H67ZM66 191V192H67ZM78 191V190H77ZM5 193H7L6 191H4ZM51 192V191H50ZM49 192V193H50ZM59 192V189H58V191L56 190V192H55V194L56 193H58ZM78 192V193H79ZM4 193V194H5ZM48 193V192H47ZM48 193V194H49ZM92 195L94 194V191L92 190ZM97 193H98V191H97ZM43 194V193H42ZM44 194L46 195V192L44 191ZM47 194V195H48ZM53 195H54V198H55V196H58V194L57 195H55L54 193H52ZM88 194H90V192L88 193ZM9 195V194H8ZM39 195V194H38ZM37 195V196H38ZM44 195V196H45ZM46 195V196H47ZM52 195V196H53ZM62 195V194H61ZM60 195V196H61ZM79 195V196H78ZM77 196L78 197H80V199L81 198H84L83 196H85V195H87V194H85V195H80V193L78 194ZM95 195H96V193H95ZM94 195V196H95ZM208 195V194H207ZM2 196V195H1ZM5 195H3V197H4ZM36 196V197H37ZM41 196V195H40ZM43 196V197H44ZM50 196V195H49ZM76 196V197H77ZM82 196V197H81ZM90 196H91V194H90ZM181 196V195H180ZM25 197H27L26 195L24 196V199H26ZM32 197V196H31ZM33 197H34V195H33ZM67 197V196H66ZM72 197H73V195H72ZM72 197H70V198H72ZM78 197H77V199H78ZM96 197V196H95ZM100 197V196H99ZM103 197V196H102ZM14 198V197H13ZM21 198H23V194H22V196H21ZM29 199H31L30 197H28ZM27 198V200L29 201V199ZM37 198H39V197H37ZM54 198H52L51 196H50V198L49 199H52V201L53 202H55L56 203V198L54 199ZM59 197H57V199H58ZM69 198V197H68ZM75 198V197H74ZM91 198V200H92V196L90 197ZM97 198H98V196H97ZM251 198V197H250ZM5 199V198H4ZM8 199V198H7ZM34 199V198H33ZM33 199H31L30 201L31 202H29V203H32V200ZM43 199H45V198H43ZM49 199H47L46 198V200H43V202H45V201H47V203H48V201H49ZM54 199V200H53ZM63 199V198H62ZM73 199V198H72ZM79 199V200H80ZM95 199V198H94ZM181 199H182V197H181ZM185 199V198H184ZM187 199V198H186ZM0 200H3V199H1L0 198ZM6 200V199H5ZM13 200V199H12ZM11 200V201H12ZM21 200H23V199H21ZM26 200V201H27ZM36 201H38L37 199H35ZM39 200H42L41 198H39ZM59 200V199H58ZM79 200H75V201H77V202H79V203H77V202H75V201H73L72 200V203L74 202L75 203V206H77L78 207V204L79 205H82V203H80L81 202V200L79 201ZM90 199H88V203H89V205H90V202L91 201H89ZM177 200H178V198H177ZM15 201V199L12 201V202H14ZM17 201V200H16ZM15 201V202H16ZM18 201H20V200H18ZM18 201H17V204H18ZM182 201V200H181ZM191 201V200H190ZM4 202V201H3ZM3 202H1V204H3ZM12 202L11 203H7V204H12ZM14 202V203H15ZM49 202H51V200L49 201ZM58 202V201H57ZM60 202V201H59ZM58 202V203H59ZM64 202V201H63ZM175 202V201H174ZM188 202H189V200H188ZM20 204H21V201L19 202ZM27 204V202H24V204ZM37 203V202H36ZM35 203V204H36ZM40 203V202H39ZM52 203V202H51ZM55 203L53 204V205H55ZM71 203V206L73 205ZM91 203H93V202H91ZM101 203H103V199L101 200ZM177 203H179V201H177ZM0 204V205H1ZM4 204H6V203H4ZM19 204V205H20ZM33 204H34V200H33ZM42 204V203H41ZM43 204H46V203H43ZM49 205H51V206H53L52 204H50V203H48ZM77 204V205H76ZM108 204V203H107ZM185 204V203H184ZM188 204H190V202L188 203ZM192 204V203H191ZM195 204V203H194ZM23 204H21V206H22ZM30 204H28V206H29ZM32 205V204H31ZM37 205H38V203H37ZM36 205V206H37ZM40 205V204H39ZM48 205V208H50V209H52L53 210V208L54 207H51V206H49ZM58 205V204H57ZM88 205V204H87ZM88 205V206H89ZM101 205V204H100ZM99 205V206H100ZM175 205V204H174ZM3 206V205H2ZM8 206V205H7ZM6 206V207H7ZM34 206V205H33ZM33 206H29V207H31L30 209H32V207ZM35 206V207H36ZM47 206V205H46ZM94 206V205H93ZM1 207V206H0ZM5 207V206H4ZM11 207V206H10ZM25 207V206H24ZM23 207V208H24ZM27 207V206H26ZM25 207V208H26ZM42 207V206H41ZM43 207H45V205L43 206ZM73 207V206H72ZM71 207V208H72ZM96 207V206H95ZM103 207V206H102ZM177 207V206H176ZM175 207V208H176ZM8 208V207H7ZM15 208L16 207H14L12 210L13 211H15ZM18 208V207H17ZM24 208V209H25ZM38 208V207H37ZM40 208V207H39ZM58 208H60V207H58ZM68 207H66L65 209H67ZM74 208V207H73ZM76 208V207H75ZM91 208V207H90ZM100 208V207H99ZM180 208H182V207H180ZM1 209V208H0ZM2 209H4V208H2ZM29 209V210H30ZM50 209H47V210H49V212H50V214H51V211H50ZM77 209L78 208H76V209H74V210H76L75 212H72V211H74V210H72L71 212L72 213H77ZM102 209V208H101ZM10 210V209H9ZM17 210V209H16ZM19 210V209H18ZM21 210V209H20ZM29 210H28V208H27V211L29 212ZM34 210H36V208L34 209ZM39 212H40V210L39 209H37ZM37 210L35 211V212H37ZM68 211L69 210H71V209H67ZM85 210H86V208H85ZM85 210H83L82 212L85 214ZM88 210H90L91 211V209H88ZM95 210V209H94ZM192 210V209H191ZM196 210V208L194 209V211ZM8 211V210H7ZM6 210L5 211H3V215L2 214H0V216L2 215L3 216V218L5 219L6 217H4V215H5V212H7ZM13 211H11L10 213H12ZM26 211V210H25ZM27 211H26V213H27ZM30 211H32L33 212V210H30ZM44 211V210H43ZM42 210H41V212H43ZM45 211H46V207H45ZM68 211H67V213H68ZM194 211H192V212H194ZM201 211V210H200ZM18 212V211H17ZM21 212V211H20ZM35 212H33V213H35ZM39 212H37V214L39 213ZM48 211H46V213H47ZM56 213L57 211H56V209L53 211V213ZM64 212H66V211H64ZM70 212V211H69ZM87 213H88V211H86ZM182 212H183V210H182ZM182 212H181V214H182ZM185 212V211H184ZM183 212V213H184ZM196 212V211H195ZM202 212V211H201ZM0 213H1V211H0ZM9 212H8V214H10ZM15 213V212H14ZM23 212H21V214H22ZM44 213V212H43ZM44 214V216H43V218L45 217L47 220L48 219H50V218H47V214ZM109 213V212H108ZM196 213H198V214H196L197 216L200 214L199 212H196ZM6 215V216H9V215ZM21 214H19V216L21 215ZM24 214H25V212H24ZM28 215H29V213H27ZM36 214V213H35ZM40 214V213H39ZM49 214V216H51ZM57 214V213H56ZM66 214V213H65ZM71 214V213H70ZM69 213H68V215L70 216V217H72L71 215H70ZM78 214V213H77ZM76 214V215H77ZM84 214H81L82 216H84ZM91 214V213H90ZM106 214H107V211H106ZM159 214H160V212H159ZM188 214H189V212H188ZM195 214V213H194ZM194 214H193V216L192 217H194ZM16 215V218H18L17 216V214H15ZM32 215H34V214H32ZM47 215V216H46ZM54 215V214H53ZM52 215V216H53ZM64 215V214H63ZM78 215H80V214H78ZM164 215H166V214H164ZM172 215V214H171ZM170 215V216H171ZM195 215V216H196ZM202 215V214H201ZM2 216L0 217V218H2ZM31 216V215H30ZM37 216H39V215H37ZM87 216V215H86ZM85 216V217H86ZM169 216V215H168ZM182 216V215H181ZM191 215L189 214V217H190ZM197 216H196V218H197ZM21 217H22V215H21ZM23 217H24V215H23ZM23 217H22V219L21 220H23ZM27 217V215L25 214V218ZM29 217V216H28ZM27 217V218H28ZM39 217H41L42 218V214H41V216H39ZM39 217H35V218H33V221H34V219H37V218H39ZM55 217V216H54ZM62 217V216H61ZM75 217H77L78 219H79V217L78 216H74V218ZM85 217H84V219L83 218H81V216H80V218L81 219H83V221L84 220H86L85 219ZM174 217V216H173ZM173 217H171V218H173ZM177 217V215L174 217V219H173V221L174 220H176L175 218ZM187 217V216H186ZM201 217V216H200ZM3 218L1 219V220H3ZM10 218V217H9ZM15 218V217H14ZM14 218L12 217V220L11 221H13L14 220ZM24 218V220H26ZM42 218V219H43ZM44 218V220H42V219H40L39 218V220L37 221L38 223L40 222V220L41 221H44V223H46L47 222V220ZM59 218V217H58ZM63 219L65 218V215L62 217ZM73 218V222L72 223H74L75 222V224H77L76 223V220L77 219H74ZM100 218H101V210H100V217H99V220H100ZM178 218V217H177ZM183 218V217H182ZM20 218H18V220H19ZM30 219H32V218H30ZM51 219H53V218H51ZM54 219H57V217L56 218H54ZM54 219H53V221H54ZM65 219H69V217L67 218H65ZM65 219L63 220V222L65 221ZM168 219V218H167ZM180 219L181 218H179V224H180ZM21 220H19V221H21ZM23 220V221H24ZM28 220H29V218H28ZM62 220V219H61ZM75 220V221H74ZM163 220V219H162ZM182 220V219H181ZM187 220V219H186ZM190 220H194V218H192V219H190ZM5 221H6V219H5ZM5 221H1V223H3L4 224V222ZM9 221V220H8ZM9 222V224H8V228H9V225H10V223L11 224H13V222H18L17 224H15L14 223V225L16 226H18V224H20V223H22V221L19 223V221H13V222ZM49 221V220H48ZM52 221V220H51ZM55 221H57V220H55ZM69 221V220H68ZM67 221V222H68ZM70 221H71V218H70ZM205 221V220H204ZM26 222L28 223V221L26 220ZM25 222V223H26ZM50 222V221H49ZM66 222V221H65ZM77 222H78V220H77ZM175 222V221H174ZM177 222V221H176ZM175 222V223H176ZM181 222H183V221H181ZM6 223V222H5ZM8 223V222H7ZM30 223H31V221H30ZM33 223V222H32ZM36 223V222H35ZM33 223L34 225H36V224H38V223ZM43 223V224H44ZM51 223V222H50ZM55 223H57V222H54V224ZM60 223V222H59ZM62 223V222H61ZM68 223H70V222H68ZM71 223V224H72ZM101 223V222H100ZM105 223V222H104ZM173 223V222H172ZM185 223V222H184ZM198 223V222H197ZM23 224V223H22ZM32 224V225H33ZM43 224H42V226H43ZM48 224V223H47ZM64 224V223H63ZM82 224V223H81ZM189 224V223H188ZM188 224H187V226H188ZM200 225H201V223H199ZM203 224V223H202ZM24 225V224H23ZM61 225V224H60ZM73 225V224H72ZM78 225H80V223H78ZM186 225V224H185ZM184 225V226H185ZM4 226V225H3ZM28 225H26L25 227H27ZM44 226H45V224H44ZM43 226V227H44ZM64 226V225H63ZM69 226H70V224H69ZM142 226V225H141ZM180 226V225H179ZM201 226H203V225H201ZM6 227H7V225H6ZM19 227V229H20V225L18 226ZM22 227H24V226H22ZM24 227V229L23 228H21V231H20V233L19 232H16V231H18V228L15 230V233L17 234V233H19L18 235H20L22 232H23V234H21V235H24V233L25 232H27V231H29L28 230V228H32L31 230L32 231H35V230H33L34 228L32 227V226H30L29 225V227L26 229ZM37 227V226H36ZM51 227V226H50ZM54 227H56V224H55V226ZM57 227H58V224H57ZM61 227V226H60ZM72 227V226H71ZM74 227H76V225L74 226ZM79 227V226H78ZM175 227V226H174ZM181 227V226H180ZM207 227V226H206ZM8 228H6L8 231H9V229ZM37 228H40L39 230H41V222H40V224H39V226L37 227ZM36 228V230H38ZM45 228V227H44ZM44 228H42V229H44ZM63 228V227H62ZM83 228V227H82ZM86 228V227H85ZM140 228V227H139ZM184 228V227H183ZM27 231H26V230ZM48 229V228H47ZM54 229H57L58 230V228H54ZM61 229V228H60ZM59 229V230H60ZM70 229H72V234H71V230L69 231L70 232V235L72 236L73 235V232H74V230L73 229H75V230H77V228H70ZM87 229V228H86ZM107 229H109V228H107ZM179 229V228H178ZM201 229H203L202 227H201ZM204 229H205V227H204ZM1 231L3 230V228L1 227V229H0ZM7 230H6V232H7ZM11 230H12V228H11ZM13 230H14V226H13ZM24 230V231H23ZM49 230V229H48ZM51 230V229H50ZM62 230V229H61ZM83 230H85L84 228H83ZM98 230V229H97ZM187 230V229H186ZM45 231V230H44ZM63 231V230H62ZM67 231H68V229H67ZM66 231V232H67ZM109 231V230H108ZM108 231H107V233H108ZM176 231V230H175ZM174 231V232H175ZM202 231V230H201ZM208 231V230H207ZM5 232V233H6ZM30 232V231H29ZM36 232H43L42 230L41 231H36ZM48 231H46V233H47ZM53 232V231H52ZM54 232H55V230H54ZM69 232L68 233H64V235H65V237L66 238H64L62 241L64 242L65 240L67 241V238L69 237H67V235H69ZM75 232H77V233H75ZM74 233V237H72V238H75V239H73V243H74V246L77 244V240L79 241V244H77L76 245V247L75 248H82V247H84V245L86 244V243H84V244H81L80 245V243L83 241V238H85V237H82V238H78V237H80V234L78 235V233H80V231H79V229L77 230V231H75ZM83 233L81 234V235H83V236H86V235H84V231H82ZM178 232V231H177ZM200 232V231H199ZM4 233V232H3ZM10 232H8V234H9ZM13 234H14V232H12ZM28 233V232H27ZM46 233H45V236L44 237H46ZM49 233V232H48ZM48 233H47V235H48ZM1 234V233H0ZM7 234V235H8ZM13 234H11V235H13ZM15 234V236H17V240H18V235H16ZM28 234H30V233H28ZM27 234V235H28ZM32 234V233H31ZM34 234V233H33ZM40 235L41 234H43V233H39ZM51 234V233H50ZM53 234H56V232L55 233H53ZM58 234V233H57ZM56 234V235H57ZM78 235V237H76L75 235ZM5 235V234H4ZM37 235V234H36ZM39 235V236H40ZM44 235V234H43ZM63 235V234H62ZM109 235H110V233H109ZM136 235H138V233L136 234ZM25 236H26V233H25ZM38 236V235H37ZM37 236H36V238H37ZM51 236V235H50ZM50 236H48L49 238H50ZM214 236V235H213ZM0 237H1V235H0ZM2 237H3V239L4 238H6V235H5V237L2 235ZM21 237V236H20ZM19 237V238H20ZM29 237V236H28ZM28 237H26V238H28ZM30 237H31V235H30ZM33 237V236H32ZM35 237V236H34ZM42 237V236H41ZM55 237V236H54ZM87 237V236H86ZM139 237V236H138ZM141 237V236H140ZM8 238H9V235H8ZM10 238H11V236H10ZM26 238H24V239H26ZM36 238H34V240L36 239ZM58 238H59V235H58ZM61 239H62V237H60ZM78 238V239H77ZM92 238H93V236H92ZM110 238H111V235H110ZM197 238V237H196ZM206 238V237H205ZM213 238V237H212ZM218 238V237H217ZM1 240H3L2 238H0ZM14 238H13V236H12V238H11V240H13ZM21 239H23L22 237H21ZM23 239V240H24ZM39 239V238H38ZM42 239H44L43 237H42ZM51 239V238H50ZM54 239V238H53ZM61 239H59L60 240V244H63V243H61L62 241H61ZM70 239H71V237H70ZM96 239H97V237H96ZM198 239H200V238H198ZM10 240V241H11ZM28 240V239H27ZM33 240V239H32ZM40 240H41V238H40ZM45 240H47V239H44V241ZM69 240V239H68ZM85 240V239H84ZM137 241H139L138 240V238L136 239ZM205 240V239H204ZM211 240V239H210ZM7 241V240H6ZM9 241V242H10ZM16 241V240H15ZM15 241L14 242H12V244L11 245H13V243H15ZM20 241V240H19ZM39 241V240H38ZM44 241L42 242L43 244H44ZM52 241V240H51ZM55 241H57V240H55ZM65 241V242H66ZM70 240H69V243L67 242L66 243V245H65V242H64V245L66 246H64V245H62L63 247H65L63 250L65 251L67 248H68V252L70 253L71 251H69V246H71L70 245V243L72 244V242H71ZM109 241H112L111 239L109 240ZM201 241V240H200ZM213 241V240H212ZM215 241V240H214ZM2 242V241H1ZM1 242H0V245H1ZM17 242V241H16ZM21 242V241H20ZM19 242V244H21ZM28 241H26L25 242V244H24V246L26 245V243H27ZM85 242H87V241H85ZM205 242H206V240H205ZM218 242V241H217ZM216 242V243H217ZM6 243H8V242H6ZM5 243V244H6ZM28 243H30V242H28ZM47 243V242H46ZM45 243V244H46ZM50 243V242H49ZM56 243H58V242H56ZM97 243V242H96ZM197 243H199V242H197ZM196 243V244H197ZM219 243V242H218ZM217 243V244H218ZM3 244V243H2ZM30 244H32V243H30ZM38 244L39 245H41L39 242H38ZM67 244H69V245H67ZM112 245H113V243H111ZM132 244V243H131ZM146 244V243H145ZM200 244H202V243H200ZM207 244V243H206ZM212 244H213V242H212ZM10 245V243L8 244V246H3V245H1V247L3 246V247H5V250L7 251V249H9V247H12ZM35 245V244H34ZM82 246V247H80V246ZM97 245V244H96ZM133 245V244H132ZM148 245V244H147ZM216 245V244H215ZM28 249L31 247L29 244H28ZM33 246V245H32ZM36 246H38V245H36ZM41 246H44V245H41ZM68 246V247H67ZM74 246L72 245L71 247H73L74 248ZM87 247L89 246V244H87L86 245ZM86 246L83 248V249H80L81 251L82 250H85L86 251ZM116 246V245H115ZM115 246H113V247H115ZM137 246V245H136ZM140 246H141V244H140ZM174 246V245H173ZM192 246V245H191ZM195 246V245H194ZM198 246V245H197ZM200 246V245H199ZM202 246V245H201ZM213 246H214V244H213ZM222 246V245H221ZM221 246H220V248H221ZM8 247V248H7ZM34 247V246H33ZM33 247L31 248V249H33ZM47 247V246H46ZM49 247H51L50 245H49ZM49 247H48V249H46V250H49ZM58 247V246H57ZM56 247V248H57ZM94 247H96V246H94ZM93 247V248H94ZM172 247V246H171ZM171 247H170V249H171ZM217 247H219V246H217ZM7 248V249H6ZM15 248V247H14ZM27 248V247H26ZM44 248V247H43ZM42 248V249H43ZM51 248H53V247H51ZM72 248V252L71 253H73V254H69V253H67L69 256L70 255H72L71 256V258H73V256H77V257H79V255L81 256V254H84V252L85 251H83V253L82 252H80L81 254H79L78 252H75V254H74V252H73V250L75 249H73ZM133 248H134V246H133ZM135 248H138V247H135ZM141 247H139V249H140ZM168 248V247H167ZM173 248V247H172ZM199 248H201V247H199ZM4 249V248H3ZM3 249H0V250H3ZM17 249H18V247H17ZM27 249V250H28ZM88 249V248H87ZM95 249H98V248H94V250ZM112 249H114V248H112ZM139 249H138V251H137V249H136V251H137V253L139 252ZM174 249V248H173ZM197 249H198V247H197ZM216 249V248H215ZM223 249V248H222ZM10 250V249H9ZM8 250V251H9ZM34 250V249H33ZM39 250H41L40 248H39ZM52 250H54V249H52ZM60 250V249H59ZM59 250H55V254H53V255H56L57 253L56 252H58V254L56 255V257L59 255ZM61 250H62V247H61ZM77 251H80V250H78V249H76ZM141 250V249H140ZM143 250V249H142ZM13 251H15L14 249H13ZM18 251H19V249H18ZM29 252H30V250H28ZM45 251V250H44ZM51 251V250H50ZM67 251V250H66ZM122 251V250H121ZM133 251H135V250H133ZM173 250H171V252H172ZM194 251H196V249L194 250ZM193 251V254L195 253ZM198 251H199V249H198ZM203 251V250H202ZM207 251V250H206ZM217 251V250H216ZM20 252V251H19ZM18 252V253H19ZM34 252V251H33ZM38 252V251H37ZM41 252V251H40ZM48 252V251H47ZM54 252V251H53ZM87 252V251H86ZM92 252V251H91ZM113 252H115V251H113ZM1 253H3L4 254V250H3V252H1L0 251V255H1ZM8 253L9 252H7V255H8ZM13 253V252H12ZM36 253V252H35ZM62 253V252H61ZM64 253V252H63ZM90 253V252H89ZM95 253H96V251H95ZM122 253V252H121ZM140 253V252H139ZM138 253V254H139ZM173 253V252H172ZM201 253V252H200ZM2 254V255H3ZM10 254V253H9ZM30 254V253H29ZM43 253H41V254H39V255H41V256H43L44 257V254L42 255ZM45 254H47V253H45ZM52 254V253H51ZM66 254V255H67ZM87 254V253H86ZM93 254V253H92ZM117 253L115 252L114 253V255H115V258L117 259V255H116ZM125 254V253H124ZM124 254H122V256H119V258H124V257H126ZM176 254V253H175ZM195 254H197V253H195ZM1 255V256H2ZM6 255V254H5ZM11 255V254H10ZM9 255V256H10ZM17 255V254H16ZM20 255V254H19ZM37 254H35V256H36ZM65 255V256H66ZM67 255V256H68ZM85 255V254H84ZM84 255H82L83 257H84ZM95 255V254H94ZM121 255V254H120ZM129 255V254H128ZM177 255H178V253H177ZM176 255V257L178 258V257H181V256H177ZM198 255V254H197ZM0 256V257H1ZM8 256V257H9ZM12 256V258H13V255H11ZM28 256V255H27ZM48 256V255H47ZM51 256V255H50ZM50 256L49 257H47V258H50ZM60 256H62V254H60L59 256H58V259H59V257ZM68 256V257H69ZM173 256L174 255H172V258H173ZM4 257V256H3ZM19 257V256H18ZM21 257V256H20ZM28 257H30V255L28 256ZM38 257V256H37ZM55 257V256H54ZM54 257H53V259H54ZM55 257V258H56ZM80 258L81 259V261L84 259V258ZM86 257H87V255H86ZM86 257H85V259H86ZM98 256H96L95 258H97ZM145 257H147V256H145ZM164 257V256H163ZM165 257H167V254H166V256ZM170 257V256H169ZM168 257V258H169ZM175 257V256H174ZM12 258H10V259H12ZM16 258H17V256H16ZM46 258V259H47ZM64 258V257H63ZM63 258H61L62 259V261H60V262H62V264H64V263H66L65 261H63ZM79 258H78V260H79ZM121 258V259H122ZM139 258V257H138ZM140 258H144V257H142V255L140 256ZM139 258V259H140ZM177 258H176V260H177ZM1 259V258H0ZM4 259H5V257H4ZM20 260H21V258H19ZM25 259H27V258H25ZM29 259V258H28ZM27 259V260H28ZM39 259V258H38ZM57 259V258H56ZM56 259H54V260H56ZM57 259V260H58ZM65 259H67V257L65 258ZM68 259H70V257L68 258ZM67 259V261H69ZM75 259H77L76 257L73 259V261H75L74 262V264L78 261H76ZM94 259V258H93ZM98 259V258H97ZM136 259V258H135ZM167 259V258H166ZM196 259V258H195ZM3 260V259H2ZM13 260V259H12ZM33 260V259H32ZM43 260V259H42ZM48 260V259H47ZM53 260V261H54ZM72 260V259H71ZM87 260V259H86ZM120 260V259H119ZM124 260V259H123ZM182 260H183V258H182ZM4 261V260H3ZM9 261V260H8ZM16 261V260H15ZM17 261H18V258H17ZM31 261V260H30ZM34 261V260H33ZM33 261H31V264H32V262ZM43 261H45V260H43ZM42 261V262H43ZM59 261H57V262H59ZM93 260H91V264L93 263L92 262ZM96 261V259H94V262ZM98 261V263H99V259L97 260ZM146 261V260H145ZM145 261H144V263H145ZM170 261H174L173 259L172 260H169L168 261V263H170ZM178 261H180V259L178 260ZM197 261V260H196ZM5 262L7 263V260H5ZM11 261H9V263H10ZM26 263H27V261H25ZM24 262V263H25ZM35 262H38V261H35ZM59 262V263H60ZM69 262H71V261H69ZM153 262V261H152ZM175 262V261H174ZM174 262H172V264L174 263ZM198 262H199V260H198ZM18 263V262H17ZM59 263H57V264H59ZM68 263V262H67ZM73 263V262H72ZM71 263V264H72ZM81 263V262H80ZM82 263H84V262H82ZM96 263V262H95ZM108 263V262H107ZM121 263V262H120ZM168 263H166V264H168ZM0 264H1V262H0ZM13 264H14V262H13ZM28 264H29V262H28ZM39 264H40V262H39ZM44 264H45V262H44ZM78 264H79V261H78ZM85 264H86V261H85ZM94 264V263H93ZM103 264V263H102ZM117 264H118V259H117ZM177 264V263H176ZM179 264H180V262H179ZM188 264V263H187ZM191 264V263H190Z\"/></svg>",
  "mask_w": 264,
  "mask_h": 264
},
{
  "label": "built area",
  "instance_id": "built-area-1",
  "mask_svg": "<svg viewBox=\"0 0 264 264\" xmlns=\"http://www.w3.org/2000/svg\"><path fill=\"white\" fill-rule=\"evenodd\" d=\"M111 103L110 112L105 113L99 121L100 133L111 143H116L120 139V129L122 127L120 116L127 99L115 93L109 98Z\"/></svg>",
  "mask_w": 264,
  "mask_h": 264
}]
</instances>
